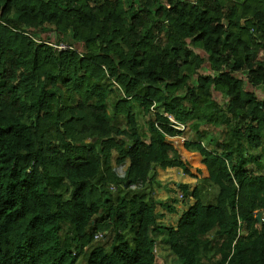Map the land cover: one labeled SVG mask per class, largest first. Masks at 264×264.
Listing matches in <instances>:
<instances>
[{
  "label": "trees",
  "instance_id": "1",
  "mask_svg": "<svg viewBox=\"0 0 264 264\" xmlns=\"http://www.w3.org/2000/svg\"><path fill=\"white\" fill-rule=\"evenodd\" d=\"M123 4L0 0V264H165L162 242L179 264H264V173L245 153L264 155V0ZM218 99L235 124L220 153L193 126L197 106L216 123ZM156 168L212 184L214 204L195 188L176 227H158Z\"/></svg>",
  "mask_w": 264,
  "mask_h": 264
},
{
  "label": "rangeland",
  "instance_id": "2",
  "mask_svg": "<svg viewBox=\"0 0 264 264\" xmlns=\"http://www.w3.org/2000/svg\"><path fill=\"white\" fill-rule=\"evenodd\" d=\"M104 0H90V5H95L98 3L103 2ZM130 0H123L124 6L127 8L126 5H129ZM129 17L126 18L128 22ZM257 57H261V53L258 52ZM207 72L205 71L204 67L200 73ZM122 99L120 91L118 89L112 88L110 92H108V99H107V108L109 115L112 116L114 108L117 106L118 102ZM218 107L220 108V113H218L215 117L216 123L209 128H203L200 124L201 121L204 119L205 116L213 115V106L206 105V106H197L195 113H194V121L193 126L198 125V132L200 133L202 130H206L205 137L203 139V143L206 146H209L210 150L217 151L218 153L222 152L223 148L221 146L222 142L224 144L227 143L226 139L230 136L232 130L234 129V123L229 121L227 124L222 123L221 117L224 115V101L218 99L216 101ZM134 113H137L135 110ZM154 111L151 110L148 115L142 116L141 113L136 114V120L138 123L145 129L146 124L148 121H153L154 119ZM171 118V117H167ZM111 122L116 124L118 127L124 129L127 128L128 124L126 121V114L120 115L116 120L111 119ZM238 128H243L241 123L237 124ZM185 127V126H184ZM228 136V137H227ZM217 144V145H216ZM261 151L258 150H245L246 154H250V159H246V170L252 172L253 174H260L264 173V155L260 153ZM186 161L190 163L192 168L197 167L198 162L197 158L191 154L186 155ZM128 162H125V166L122 168H118L117 165L112 161V167L115 169L119 175L122 174L125 167L127 166ZM156 182L158 183L157 186H154V194L153 199L156 202L155 205V214L158 215L157 225L160 228H175L176 222L178 221L180 215L186 212L193 204L194 200L191 197V193L196 188L199 192V197L202 203L206 206L213 205L215 202V197L217 195V188L210 183L207 182H196L195 180H189L186 182L181 181L182 178V171L178 169H168V170H161L159 172V168H156ZM180 186H187V192L184 194ZM157 187V188H156ZM161 207H169L173 208L174 212L168 213L165 208ZM161 212L163 214H161ZM163 217V220L161 219ZM107 240H105L106 242ZM155 252L158 254V257L163 256L165 259V264H174L175 262L178 263L177 259L174 255L169 251L168 246L166 243H157L155 245ZM158 264H162L161 261H158ZM179 264V263H178Z\"/></svg>",
  "mask_w": 264,
  "mask_h": 264
},
{
  "label": "built area",
  "instance_id": "3",
  "mask_svg": "<svg viewBox=\"0 0 264 264\" xmlns=\"http://www.w3.org/2000/svg\"><path fill=\"white\" fill-rule=\"evenodd\" d=\"M50 46L53 49L57 50L58 52L59 51L67 52L69 50H72V48L70 46L65 45V44H58V45L57 44L56 45L55 44H51ZM167 119L169 120V122L171 124V127L173 129H176L178 131H183L184 130V125L183 124L177 123L174 120H172L171 118H167ZM111 191H114V188L113 187H111ZM93 238H94V240H99L101 238V236H100L99 233H97V234L94 235Z\"/></svg>",
  "mask_w": 264,
  "mask_h": 264
},
{
  "label": "crops",
  "instance_id": "4",
  "mask_svg": "<svg viewBox=\"0 0 264 264\" xmlns=\"http://www.w3.org/2000/svg\"><path fill=\"white\" fill-rule=\"evenodd\" d=\"M111 1H113V0H111ZM102 3V2H101ZM101 3H98V4H95V5H100ZM171 169H177V168H171ZM165 170H168V169H165ZM178 170H180V169H178ZM160 171H161V169H160ZM162 172V171H161ZM183 174V173H182ZM179 179H181V181H183V182H186V181H189L190 180V178L189 177H187V176H185V175H182V178H180L179 177ZM192 180V179H191ZM157 188V187H156ZM154 189V188H153ZM154 191H155V189H154ZM161 214H163L162 212H161ZM181 216V215H180ZM180 218V217H179ZM161 219L163 220V217H161ZM179 220V219H178ZM164 221V220H163ZM178 222V221H177ZM177 222H176V225H177Z\"/></svg>",
  "mask_w": 264,
  "mask_h": 264
},
{
  "label": "water",
  "instance_id": "5",
  "mask_svg": "<svg viewBox=\"0 0 264 264\" xmlns=\"http://www.w3.org/2000/svg\"><path fill=\"white\" fill-rule=\"evenodd\" d=\"M88 142V141H87ZM261 217H262V212H259L258 214H256L254 220L260 224L261 223Z\"/></svg>",
  "mask_w": 264,
  "mask_h": 264
}]
</instances>
